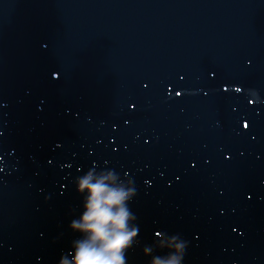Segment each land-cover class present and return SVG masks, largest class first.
<instances>
[{
    "label": "water",
    "instance_id": "water-1",
    "mask_svg": "<svg viewBox=\"0 0 264 264\" xmlns=\"http://www.w3.org/2000/svg\"><path fill=\"white\" fill-rule=\"evenodd\" d=\"M83 247L264 264V0H0V264Z\"/></svg>",
    "mask_w": 264,
    "mask_h": 264
},
{
    "label": "clouds",
    "instance_id": "clouds-1",
    "mask_svg": "<svg viewBox=\"0 0 264 264\" xmlns=\"http://www.w3.org/2000/svg\"><path fill=\"white\" fill-rule=\"evenodd\" d=\"M95 194L102 192L100 187L93 189ZM121 197L117 194L109 195L103 202L105 207H99V204L94 201L93 211L91 215H86V220H94L95 222L90 224V228L94 231L96 238L104 239L106 241L105 248L114 252L116 249L122 246L125 240V234L123 232H115V234L109 232V223L113 224L116 228H121L125 221L126 213L123 209L117 214H113L110 210V205L118 203ZM120 258L118 254L116 256L111 255L109 252H105L103 249H90L83 247L79 253L78 264H119Z\"/></svg>",
    "mask_w": 264,
    "mask_h": 264
}]
</instances>
